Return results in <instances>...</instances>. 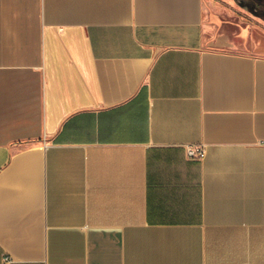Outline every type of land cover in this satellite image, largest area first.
<instances>
[{"label": "crops", "instance_id": "1", "mask_svg": "<svg viewBox=\"0 0 264 264\" xmlns=\"http://www.w3.org/2000/svg\"><path fill=\"white\" fill-rule=\"evenodd\" d=\"M228 1L0 0V264H264V54L211 29L264 0Z\"/></svg>", "mask_w": 264, "mask_h": 264}, {"label": "rangeland", "instance_id": "2", "mask_svg": "<svg viewBox=\"0 0 264 264\" xmlns=\"http://www.w3.org/2000/svg\"><path fill=\"white\" fill-rule=\"evenodd\" d=\"M219 7L230 8L233 5L228 0H214ZM208 7V6H207ZM209 8V7H208ZM215 22L221 23L219 28L211 25L213 34L223 32L231 35L240 28L248 29L250 37V52L264 54V12L260 11H211ZM208 11H204L205 20L209 21ZM212 33V32H211ZM239 51L246 49L235 45Z\"/></svg>", "mask_w": 264, "mask_h": 264}, {"label": "built area", "instance_id": "3", "mask_svg": "<svg viewBox=\"0 0 264 264\" xmlns=\"http://www.w3.org/2000/svg\"><path fill=\"white\" fill-rule=\"evenodd\" d=\"M187 155L189 157H202L204 155V151L203 150H195L191 147L187 148Z\"/></svg>", "mask_w": 264, "mask_h": 264}, {"label": "trees", "instance_id": "4", "mask_svg": "<svg viewBox=\"0 0 264 264\" xmlns=\"http://www.w3.org/2000/svg\"><path fill=\"white\" fill-rule=\"evenodd\" d=\"M263 4H264V1H263Z\"/></svg>", "mask_w": 264, "mask_h": 264}]
</instances>
